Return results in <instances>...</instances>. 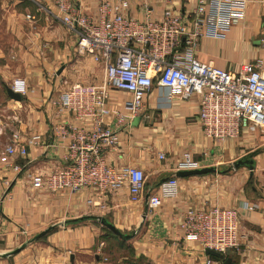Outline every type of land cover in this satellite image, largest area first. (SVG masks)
I'll use <instances>...</instances> for the list:
<instances>
[{"label": "crops", "instance_id": "1", "mask_svg": "<svg viewBox=\"0 0 264 264\" xmlns=\"http://www.w3.org/2000/svg\"><path fill=\"white\" fill-rule=\"evenodd\" d=\"M73 1L84 13L94 15L101 3L116 0ZM184 1L176 0V4ZM247 2L245 19L227 32L225 39L200 40L196 50L200 62L235 69L264 58V0ZM130 3L125 15L143 20L141 2ZM151 4L154 16L160 17L165 5L160 0ZM186 5L189 10L195 0ZM28 15L35 20H28ZM76 44V33L56 18L52 0H0V82L5 84L0 116L12 114L7 125L12 127L11 134L4 132L0 120V154L15 133L20 135V143L39 137L36 145H29L27 156L13 158L22 173L0 167V192L7 195L1 210L0 264H90V255L100 260L94 251L100 240L99 218H106L121 232H128L125 234L139 233L135 247L149 264H207L209 258L212 264H223L227 258L234 264H264V133L245 127L239 138L224 144L206 138L199 121L198 95L183 100L154 85L136 124V118L131 122L127 117L125 108L131 95L110 91L108 107L121 119L110 114L105 122L119 130L120 144L105 154V160L115 168L130 166L144 171L147 182L141 202H131L128 187L107 194L94 188L58 193L32 188L27 172L49 174L67 164L70 140L56 136L54 128L73 120L68 113H60L52 101L75 84L98 86L105 80L103 66L91 56L79 54ZM15 67L44 68L31 70L22 78L30 92L21 102L10 100L6 91L20 78ZM185 153H190L201 168H230L245 157L255 166L253 171L242 167L225 175L179 178V198L150 209L149 196L163 181L176 176L175 168ZM161 154L165 159L159 158ZM212 207L239 211L240 247L222 255L221 260L207 256L200 245L186 242L180 230L189 209ZM52 226L53 230L37 239ZM42 238L44 249L37 242Z\"/></svg>", "mask_w": 264, "mask_h": 264}, {"label": "built area", "instance_id": "2", "mask_svg": "<svg viewBox=\"0 0 264 264\" xmlns=\"http://www.w3.org/2000/svg\"><path fill=\"white\" fill-rule=\"evenodd\" d=\"M52 1L56 18L77 35V52L101 64L105 80L98 86L75 84L52 101L60 113H68L73 120L54 128L56 136L70 140L67 164L49 174L27 172L33 189L58 193L94 188L107 194L128 187L131 202H141L147 182L144 171L130 166L115 168L105 160V154L120 144L119 130L105 122L110 114L120 118L108 107L113 89L131 95L125 104L131 122L145 110V99L157 85L183 100L200 96L199 121L210 140L224 144L239 138L245 127L264 133V58H255L235 69L218 68L196 58L201 39L223 40L245 19L247 0H195L189 10L188 0L179 5L176 0H160L165 8L158 18L154 16L152 0H139L143 20L125 15L130 0L103 2L94 15L84 13L73 0ZM27 19L34 21L35 17L28 15ZM10 88L22 97L30 92L22 78L14 79ZM19 137L15 133L0 154V167L17 174L23 170L13 158L27 156L29 145L39 140L35 137L20 143ZM159 158L163 160L165 155ZM197 169H202L199 163L185 153L175 171ZM180 193V180L173 176L149 196L148 206L156 210L166 201L177 200ZM6 197L0 192V225ZM238 219L237 209H189L180 230L186 242L226 255L240 247ZM212 263L209 258L207 264Z\"/></svg>", "mask_w": 264, "mask_h": 264}, {"label": "rangeland", "instance_id": "3", "mask_svg": "<svg viewBox=\"0 0 264 264\" xmlns=\"http://www.w3.org/2000/svg\"><path fill=\"white\" fill-rule=\"evenodd\" d=\"M26 14L27 13H25V16ZM27 26L30 28L32 25H27ZM15 68L16 70L14 72H19L20 78H24L27 72L29 73L31 72V70L33 71H35L36 69L44 70L43 67L41 68L15 67ZM11 82L12 81H10V83ZM4 91H5V84L0 82V94L4 93ZM1 107L2 106H0V108ZM9 112L12 113L13 111L9 110ZM11 117H12V114H9V115L3 114V117L0 116V120L1 122H3V125L5 127L4 132H7V135L11 134V131H12V127H10V125L9 127L7 126L8 123L11 122ZM225 169L226 168H223V169L220 168L221 171H224ZM231 172H234V171H231ZM231 172L227 174H230ZM100 226L101 227H98L99 233H100L99 235L100 240L98 242V246H96L94 250L99 256L100 260H97L93 257V255H90L91 256L89 257L90 264H98V263H101V264H149L148 261L142 255L139 256V252L135 247L136 246L135 243L137 242L136 240H137V236L139 233H137V235L129 241H123L120 238L115 237L108 229H106L102 225ZM125 233H128V232H125ZM42 240L44 239L42 238L37 241L39 242V244H41V247H39L40 249H44V243L42 242Z\"/></svg>", "mask_w": 264, "mask_h": 264}, {"label": "water", "instance_id": "4", "mask_svg": "<svg viewBox=\"0 0 264 264\" xmlns=\"http://www.w3.org/2000/svg\"><path fill=\"white\" fill-rule=\"evenodd\" d=\"M63 71V69L59 70V74ZM7 95L10 100L16 101V102H21L22 101V96L13 92V90L9 87L6 88ZM141 118H136L135 123H139ZM255 162L252 159H249V157L241 158L237 160L232 167L225 169L224 171L219 170L216 167H208V168H202V169H197V170H189V171H179L176 176L177 178L183 179L187 177H196V176H204V175H211V174H227L231 171H236L242 167H247L250 171L254 170ZM100 224L108 229L110 232H112L115 236L120 238L123 241H129L132 238L135 237L136 232H132L130 234H125L121 232L118 228H116L112 223H110L106 218H99ZM69 224V222H68ZM54 229V226L48 228L46 231L42 232L37 239L47 235L51 230ZM206 255L214 257L216 259H223L222 255L212 251V250H206ZM223 264H234L233 260L231 258H227L224 260Z\"/></svg>", "mask_w": 264, "mask_h": 264}, {"label": "trees", "instance_id": "5", "mask_svg": "<svg viewBox=\"0 0 264 264\" xmlns=\"http://www.w3.org/2000/svg\"><path fill=\"white\" fill-rule=\"evenodd\" d=\"M227 169V168H226ZM69 224H71V222H69ZM112 233V232H111ZM113 234V233H112ZM114 235V234H113ZM115 236V235H114ZM115 237H117V236H115ZM217 260V259H216Z\"/></svg>", "mask_w": 264, "mask_h": 264}]
</instances>
